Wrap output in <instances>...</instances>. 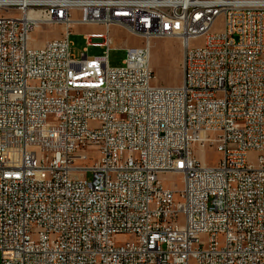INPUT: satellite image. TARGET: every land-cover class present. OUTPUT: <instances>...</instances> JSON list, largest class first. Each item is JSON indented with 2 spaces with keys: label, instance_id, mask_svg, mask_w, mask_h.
<instances>
[{
  "label": "built area",
  "instance_id": "obj_1",
  "mask_svg": "<svg viewBox=\"0 0 264 264\" xmlns=\"http://www.w3.org/2000/svg\"><path fill=\"white\" fill-rule=\"evenodd\" d=\"M41 25L63 36L36 46ZM74 25L105 53L74 58ZM113 26L144 41L119 67ZM156 38L185 43L178 86L153 85ZM0 253L264 264V0H0Z\"/></svg>",
  "mask_w": 264,
  "mask_h": 264
},
{
  "label": "rangeland",
  "instance_id": "obj_2",
  "mask_svg": "<svg viewBox=\"0 0 264 264\" xmlns=\"http://www.w3.org/2000/svg\"><path fill=\"white\" fill-rule=\"evenodd\" d=\"M78 16V15H76ZM102 27L89 25H74L69 35L71 42V54L74 58L79 59L82 53L86 52L88 58L101 56L105 53L106 47L96 43L88 44L85 34L91 32H99ZM113 37V45L108 52V64L110 67H119L123 64L127 55V47L142 46L144 41L142 38L127 32L122 27L113 26L111 29ZM63 36V27L60 25H41L32 32L33 43L40 46L43 42ZM159 41L156 45H152L153 41ZM151 43V67L155 78L153 85L174 87L182 83L183 80V59L184 49L182 42L176 38H156ZM202 43V39L191 41V46H198ZM86 50V51H85ZM91 152L96 151L91 149ZM200 155V153H198ZM207 161L209 164H215L221 157V154L215 151L213 146H208L205 150ZM256 152L249 154V161H256ZM160 179L166 186L171 187L177 183L181 187V176L176 173H167L160 175ZM129 239L127 235H120L118 243H123ZM202 241L206 242V236H202ZM1 264V253H0Z\"/></svg>",
  "mask_w": 264,
  "mask_h": 264
},
{
  "label": "crops",
  "instance_id": "obj_3",
  "mask_svg": "<svg viewBox=\"0 0 264 264\" xmlns=\"http://www.w3.org/2000/svg\"><path fill=\"white\" fill-rule=\"evenodd\" d=\"M157 42H159V41H153V43H152V45H156L157 44ZM151 57H152V54H151Z\"/></svg>",
  "mask_w": 264,
  "mask_h": 264
},
{
  "label": "bare ground",
  "instance_id": "obj_4",
  "mask_svg": "<svg viewBox=\"0 0 264 264\" xmlns=\"http://www.w3.org/2000/svg\"><path fill=\"white\" fill-rule=\"evenodd\" d=\"M30 15L32 16V14H30ZM63 32H64V30H63ZM42 44H43V43H42ZM42 44H41V45H42ZM41 45H40V46H41ZM182 45H183V47H184V46H185V43H184V44L182 43Z\"/></svg>",
  "mask_w": 264,
  "mask_h": 264
}]
</instances>
